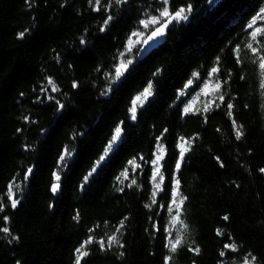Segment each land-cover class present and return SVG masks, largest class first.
<instances>
[{
    "label": "trees",
    "instance_id": "16d2710c",
    "mask_svg": "<svg viewBox=\"0 0 264 264\" xmlns=\"http://www.w3.org/2000/svg\"><path fill=\"white\" fill-rule=\"evenodd\" d=\"M262 57L264 0H0V264H264Z\"/></svg>",
    "mask_w": 264,
    "mask_h": 264
},
{
    "label": "snow or ice",
    "instance_id": "6c2138e0",
    "mask_svg": "<svg viewBox=\"0 0 264 264\" xmlns=\"http://www.w3.org/2000/svg\"><path fill=\"white\" fill-rule=\"evenodd\" d=\"M92 2V0H90V3ZM117 2H119V0H117ZM165 2H167V0H165ZM209 2H211V0H209ZM95 3L96 4H100V0H95ZM190 11V8L188 9ZM185 13V9L184 8H180L179 10H176L174 11V13H170L169 10L167 8H164L160 15L162 17H171V19H186V15H184ZM258 16L260 14H257ZM112 17L109 16L106 20H105V23H108L109 20H111ZM170 22V20H169ZM256 20L255 18L253 19V22L251 24H249V27H253V25L255 24ZM140 23L145 27V28H148L150 24H158L159 23V20L156 18V17H153L150 21H146V20H141ZM167 28V23H164V24H160L159 27L155 28L152 33L147 36L143 42L144 43H147L148 40H152L154 37H157V36H161L164 34V31L165 29ZM261 33V29L260 28H256L255 31H253L251 33L252 35V39L253 40H256L257 38V35ZM21 37L24 35V33H20L19 34ZM133 35H139L138 33H133ZM140 41L138 40L137 43H139ZM248 47L252 50V52L255 54L257 52V49L256 48H253L251 44L248 45ZM127 51L130 53L132 51V47H131V40L129 41V47L127 49ZM123 55V53L121 54ZM131 60H127L126 62L125 61H121V63L119 64V66H117L115 68V78H119L121 75H123V72H122V69H126L128 67L129 64H131ZM260 68L261 69H264V57L261 58V63H260ZM218 71L216 68H213L212 69V72H216ZM49 83L52 84L53 82L51 80H49ZM73 87H76V84L74 83L73 84ZM217 87H219V85H217ZM151 84L148 85V87H146L144 89V91L141 93V95H138L136 96L132 102H131V107L129 109L130 113H131V119L135 120L136 119V111H137V106L138 105H142L144 103V100L149 96L151 95ZM53 91H56L57 89L55 88V86H53ZM220 99L222 100L223 99V96L220 97ZM60 107H63V105H60ZM228 108L231 109L232 108V105L231 104H228ZM188 109H186L187 111ZM25 119H27V117H25ZM233 123L235 124V122L233 121ZM120 135H121V128L120 127H117L114 131V135L111 137V140H110V143L107 145L106 149H105V155H107V153L109 151H111L112 149V146L113 144L120 138ZM236 135H237V139L240 138V136L242 135V133L240 132L239 129H237V132H236ZM160 151H163V148L161 147ZM67 154V153H66ZM180 157L181 159L183 158V152H181L180 154ZM104 159V156L102 155L100 157V161H102ZM160 157L158 156L157 157V161H154V163H157L159 161ZM61 160L64 161L65 160V156H61ZM100 161H97V163H100ZM129 164H135V160H130L129 161ZM180 168V162L179 160L177 161V164H176V169L179 170ZM95 170V168L93 169V171ZM261 172H264V169H260ZM32 172V169H28L27 170V173L25 174V180L28 178V174H30ZM91 173H89L90 175ZM157 174H159V168H157ZM123 175H125V177L127 176V172L123 173ZM56 180L59 181L60 180V177L59 175H56ZM162 178V177H161ZM85 181H87L88 177L86 176L85 178ZM133 183H135V181H133ZM179 183L180 181L177 180L176 181V184H177V187L179 186ZM59 188V183H54L52 184L51 186V191L53 193H55ZM8 193H9V197L11 198L12 196V185L10 184L8 186ZM18 200L16 199H12L11 200V204H12V207H16V205L18 204ZM173 203L175 204L176 201L173 200ZM180 203L182 204L183 203V200L180 201ZM7 219V218H5ZM126 219V218H125ZM178 219V218H174V222L175 220ZM225 219H227V217H225ZM121 227H123V221H121ZM4 232H7L8 229L5 228L3 229ZM217 234H221L220 233V230H217ZM92 238L90 237L88 241H86L85 243H92ZM108 247H111L113 243H118L117 239L115 236H112L109 238L108 240ZM171 244V248H170V251L172 252H175L177 247L182 243V237L180 238H175L174 241H170L169 242ZM100 245H101V248L104 247V241H101L100 242ZM84 247V244L81 245L80 248H77L76 249V252L79 253V255L77 256L76 258V264H80V260L82 259V257L84 255H87V252H82L81 249ZM225 248H231L232 250H235V245H229V244H225L224 245ZM195 252H199V248H195L193 249ZM224 253L221 252V256H223ZM169 259H171V257H169ZM256 261V258L254 256H251V257H246L245 260H244V264H254V262Z\"/></svg>",
    "mask_w": 264,
    "mask_h": 264
},
{
    "label": "water",
    "instance_id": "95a60500",
    "mask_svg": "<svg viewBox=\"0 0 264 264\" xmlns=\"http://www.w3.org/2000/svg\"><path fill=\"white\" fill-rule=\"evenodd\" d=\"M173 21V20H176V19H171V17H169L167 20L163 21L162 23L160 24H164V23H167V28L165 29L164 31V34L161 35V36H157V37H154L152 40H148L147 43H142L141 46H140V49H139V52H138V56L140 59H143L145 57H147L149 54H151L156 48H158L159 46H161L164 41H165V38H166V33H167V30H168V27H169V24L170 22ZM160 24L156 25L150 32L147 36H149L152 31L159 27ZM146 36V37H147ZM145 37V38H146ZM61 189V184L59 183V188L58 190L54 193V194H58L59 191Z\"/></svg>",
    "mask_w": 264,
    "mask_h": 264
},
{
    "label": "rangeland",
    "instance_id": "374dc122",
    "mask_svg": "<svg viewBox=\"0 0 264 264\" xmlns=\"http://www.w3.org/2000/svg\"><path fill=\"white\" fill-rule=\"evenodd\" d=\"M158 20H159V23L161 22V18H165V17H162L161 15H160V18H158V17H156ZM152 25H157V24H150L149 26H152ZM149 28V27H148ZM135 33H138L139 35H133L132 34V36H131V38H130V40H131V47H132V50L137 46V45H139V44H142L143 43V40L145 39V37H146V35H145V33H143V32H135ZM129 40V41H130ZM140 41L139 43H137V41ZM128 47H129V42H128V45H127V49H128ZM126 49V50H127ZM132 52V51H131ZM130 52V53H131ZM127 54H129V52L127 51Z\"/></svg>",
    "mask_w": 264,
    "mask_h": 264
}]
</instances>
